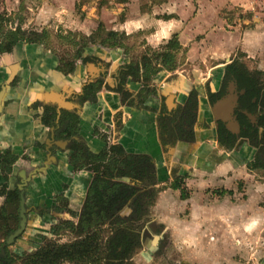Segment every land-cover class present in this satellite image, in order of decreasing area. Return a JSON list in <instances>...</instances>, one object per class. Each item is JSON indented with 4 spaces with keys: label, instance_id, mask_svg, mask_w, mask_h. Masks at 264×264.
<instances>
[{
    "label": "crops",
    "instance_id": "crops-1",
    "mask_svg": "<svg viewBox=\"0 0 264 264\" xmlns=\"http://www.w3.org/2000/svg\"><path fill=\"white\" fill-rule=\"evenodd\" d=\"M80 1L83 20L76 24L82 35L88 37L87 31H95L101 24L106 32L118 33L123 40L120 48L90 45L87 48L86 54L108 63L110 68L102 79L104 86L96 101L85 102L77 112L80 121L74 139L95 155L110 146H120L125 155L148 158L155 169L157 183L153 188L159 192L151 207L154 219L143 229L153 235L149 225L163 226L162 237L168 234L177 251L189 255L185 262L176 264H193L198 261L195 253H202L199 261L203 264H224L218 255L225 250L228 237L244 235L240 227L238 233H228L225 228L227 219L237 223L248 218L253 208L254 197H249L244 204L234 202L238 194L242 195L239 193L241 183L245 185L248 177L256 176L244 165L247 148L227 151L218 146L212 133L193 143H173L160 135L159 120L170 117L178 105H185L195 87L200 89V113L208 111L202 98L203 81L196 79L195 72L179 68L180 62L202 65L207 70L204 75L216 78L237 53V56L242 54L240 61L249 71L264 74V0ZM173 36H176L180 49L175 68L169 69L162 65L157 55ZM135 41H139L141 53L143 48L148 50V53L139 54L146 62L140 72L152 79L150 86L154 91L137 98L140 84L129 79L125 91L130 102L124 104L114 91L117 67L124 49L130 52ZM131 55L129 53L128 57ZM15 63L19 66V84L8 90L10 99L16 101L9 99L2 105L0 152L11 150L18 156V165L29 174H33L42 161L49 164L47 171L26 189L25 205L30 212L28 224L34 228V235L41 233L66 243L68 239H74L72 231L78 224L94 176L87 169L88 164L81 168L86 158L70 152L67 143L53 142L56 140L53 128L44 127L28 107L36 95L44 92L51 93V104L59 101V94L74 95L81 90L82 80L98 77L100 73L104 74V70L85 65L74 74L64 75L55 69L57 58L53 54L22 43L14 53L1 57L0 79L9 75L10 66ZM191 75L195 79L192 80ZM43 145H46L45 149H42ZM46 150L50 151L45 154ZM172 174L174 177L185 176L182 188L188 190L186 199L182 200L180 191L172 188L178 184L172 183ZM249 190L244 194L255 195L259 187ZM44 207L49 211L43 216H36L32 211L37 208L40 212ZM251 214H255V210ZM181 216H188V219ZM204 226L207 229H202ZM53 227L60 230L59 235L50 233ZM205 236L209 239L205 240ZM147 237L145 234V239ZM143 244V251H149L147 241Z\"/></svg>",
    "mask_w": 264,
    "mask_h": 264
},
{
    "label": "flooded vegetation",
    "instance_id": "flooded-vegetation-1",
    "mask_svg": "<svg viewBox=\"0 0 264 264\" xmlns=\"http://www.w3.org/2000/svg\"><path fill=\"white\" fill-rule=\"evenodd\" d=\"M19 29L22 33L25 34V36L22 40L16 41L13 44L10 43L11 38L7 37L6 35L8 32H16L18 30V27L4 33L2 30L0 31V59L4 54L14 53L16 48L22 43L34 45L35 47H39L42 52L51 53L48 46L44 44V38H41V36H33L21 27ZM78 50L73 61L71 60V62H64L62 61V59L56 57L53 53H51L57 58V65L55 69L64 75H71L74 74L78 70V68H83L85 65H89L90 67L94 65L95 67L98 66L99 70H104V74L100 73L98 77H88L85 80H82L80 83V91L74 92V95L71 96H67L66 93L63 95L59 94V101L54 102V104L50 103V92L38 94L36 95V99L32 101L30 107H28V110L35 112V116L40 119V122L44 127L53 128L56 138V140L53 142L62 144L67 143V149L70 150V152L79 154L81 158H86L85 164L81 165V168H84V166H87L88 164L87 169L91 171L94 176L90 183L91 187L92 182L97 175V172L95 170L96 167L103 168L104 166L109 165L111 162H114L116 160L118 163L117 169L123 170V162L127 159V157L130 156L125 155L124 150L120 146H110L109 148L104 149L99 155H95L92 154L88 150V148L74 139L77 136L79 130L80 117L77 112L85 102L96 101L98 93L104 86L102 79L106 75L107 70L110 68V65L108 63L98 58H94L88 53L86 54V49L81 50L79 53ZM128 54V49H124V51L122 52V58L117 67V84L114 88V91L120 95L121 102L124 104L130 102V96L125 91V85L129 79L140 84L137 98L141 97V95L145 97L146 95H148V93L151 94L154 91V89L150 86V82L152 79H147L146 76H144L143 73L140 72L146 63L144 57H142V59L140 55L135 57H128ZM232 61L233 59L225 64V67L219 71V75L216 78L214 76L207 77L206 75H204V77L199 80V82L203 81L202 88L204 90L202 98H204V102L208 111H203L202 114L200 113L198 102V94H200V89L198 87H195L193 94L189 97L185 105H178L175 110L171 111L170 117L165 116L164 118L159 120L160 135L163 139L173 141V143H175L176 141L193 143L199 140L200 137L205 136V134L212 133L218 146L225 149V147H223V145L221 144L219 136L220 131L224 130V142L228 140L229 136L234 138V143L231 150L239 149L240 151L243 148H247L246 151L248 152L245 157L244 165L249 171H252L248 168V165L253 162L257 149L252 147L249 139L243 137L242 134L244 132H247L251 135L256 133L258 138H260L264 133V83L261 86H253L249 90L242 88L233 74L227 71V66ZM18 68L19 66L17 63L11 65L9 75L4 77L3 79H0V116L4 111L2 109V105L8 103L10 99L8 90L15 88L19 84V75H17ZM131 71H135V75L131 74ZM190 78L193 80L195 79V76L191 75ZM212 81H214L213 86L211 85ZM234 97L236 98V102L234 103L230 115L233 121L232 123L238 124V128H235L234 125L230 126L229 122H224L222 120L216 121L212 114V108L214 104L223 99ZM10 101L15 102L16 99L11 98ZM66 119L67 122H65ZM228 125L230 128L227 127ZM45 148L46 145H43L42 149ZM49 151L50 150H46L45 154ZM118 152H122V155ZM133 157L140 158V163H142L144 158L148 159L145 156ZM24 160L28 161L27 159ZM48 165L49 164H44V161H42L41 165L37 166L33 174H29L26 169L22 168V165H18V156L12 154L11 150H8L5 153L0 152V236L2 234L1 216H10L9 214H2V208L7 201L8 193L13 191H16L19 195V207L21 194L24 198V206L26 210L25 216L27 219L24 232L26 231V228L28 226V216L30 214V212H28V208L25 205L26 189L47 171ZM142 169L145 171V173H147L145 174L143 180L129 179L128 181L120 182L125 183L135 189H139L140 192L146 188H153L157 182L154 178L155 169L152 162L149 160L148 164L142 163ZM254 172L256 174L258 172H261L264 175V172L262 170H256ZM148 175H150L149 180L147 178ZM171 176L172 179H174L172 183L178 182V184L182 187L183 177L185 176L181 174L178 177H174L173 174ZM159 178H162V176H160ZM166 181H168V177L166 178ZM32 211L36 216H43V214L45 212H48L49 209L44 207L39 210L40 212H37L38 209L33 208ZM81 214L82 211L80 213V216ZM125 214V216H129L130 211H126ZM122 215L123 214L120 213V216ZM17 216L19 217V208ZM159 227L154 223L149 225V230L153 235L146 232V229H143L142 231L144 233L146 232V234L150 238H152L151 242L154 239L153 236L159 237L158 242L153 245V247L150 246V251L152 253H157L159 251V245H161V241L164 239L161 232L162 227ZM142 232L140 233L141 244L143 240H145V236L144 234H142ZM35 235L38 236V238L40 236H44L41 233ZM6 239L3 241L0 238V264H19L18 261L7 260V258L10 257L9 255L20 254L9 250V247L12 244L5 245ZM17 240L18 239H16L14 243ZM262 261H264V257L258 264H261Z\"/></svg>",
    "mask_w": 264,
    "mask_h": 264
},
{
    "label": "trees",
    "instance_id": "trees-1",
    "mask_svg": "<svg viewBox=\"0 0 264 264\" xmlns=\"http://www.w3.org/2000/svg\"><path fill=\"white\" fill-rule=\"evenodd\" d=\"M3 1L0 0V4ZM120 1L126 2L127 0ZM5 21L4 16L0 14V31L3 30ZM102 32L103 27L99 24L95 34L87 38L92 39V43L95 38L99 39V45L106 48L122 47L123 39L120 34L106 32L105 35H102ZM6 36L11 38L10 43L13 44L22 40L25 34L18 27L16 32H8ZM33 36L39 35L33 34ZM89 42L81 43L78 53L83 49L87 50ZM179 49L176 36H173L162 47V51L158 53L157 57L161 59L164 67L175 68ZM241 57H243L242 54H239L238 58L233 59L227 66V71L233 74L242 88L249 90L253 86H261L264 74L260 71H249L240 61ZM130 73L135 75L136 72L131 71ZM224 134V130L219 133L221 144L225 149L231 150L234 138L229 136L228 140L224 142ZM242 136L248 138L251 146L257 149L254 160L248 165V168L252 171L262 170L264 172V133L260 138L256 133L251 135L244 132ZM118 153L122 155V152ZM144 159L142 163L148 164L149 160ZM139 160L138 157H127L123 162L125 171L117 169L116 160L103 168H95L97 175L90 187L78 225L72 231L73 240L60 243L57 239L40 236V242L34 250L20 255H9L7 260H15L19 264H133L131 259L141 248L142 226L136 225L147 221L149 209L153 206L159 192V189L155 188H146L140 192L139 189L120 182L129 179L143 180L147 173L142 169V163ZM147 178L149 180L150 175ZM172 188L180 191L182 200L187 198V194L179 184L173 185ZM7 196L2 214L10 216H1L2 234L0 238L2 240H5L17 229L19 222L17 216L19 195L13 191L9 192ZM126 211H130L129 216H120V213ZM59 231L57 227H53L50 233L57 236Z\"/></svg>",
    "mask_w": 264,
    "mask_h": 264
},
{
    "label": "rangeland",
    "instance_id": "rangeland-1",
    "mask_svg": "<svg viewBox=\"0 0 264 264\" xmlns=\"http://www.w3.org/2000/svg\"><path fill=\"white\" fill-rule=\"evenodd\" d=\"M79 1L80 0H4L3 4L0 5V14H2L6 20L3 24L2 31L3 33L10 31L20 25L26 32L32 35L38 34L41 38H44V44L48 46L50 52L56 57L62 59L64 62H71L81 43L89 42L90 40L92 43L93 41L87 38V35H82L77 29L76 23L83 20L80 13L81 4ZM86 12L89 13L88 10H86ZM96 30L87 31L89 33L88 37L95 34ZM101 34L105 35L106 31L103 29ZM90 42L88 43L90 46H98L106 49V47L99 45V39L97 38H95L92 44ZM138 44H140L139 41H135V45L130 47L133 49L129 53H132L131 56L133 57L143 54V52L148 53L147 48L141 49V53ZM237 57L236 53L234 59ZM195 64L180 62L178 66L187 71L195 72L196 79L200 80L204 77L207 70L202 65L198 66V64ZM260 177H264L261 172H258L256 176L253 175V177H248V182L245 185L241 183V188H239V193L242 195L238 194V196L235 197L236 199L234 202L237 204L246 203L249 197H254L252 202L253 208H251L250 214L248 213V218H242V220L237 223L227 219L225 228L228 233H238V227H240L244 235L238 236L236 234L228 237L226 246L223 248L225 250L218 255L219 259H221L224 264L225 262L234 264H258L264 257V179H260ZM254 186L259 187L255 195L252 193V195L249 193L248 195L244 194L245 191H251L249 188L253 189ZM242 188L243 191H241ZM184 191L188 193L186 188ZM253 210H255V214H251ZM149 213L147 221L136 225L142 226L141 232L145 224L154 219V216L151 214V208L149 209ZM122 214L123 217L126 215L125 212H122ZM181 217H185L186 219L188 216ZM159 218H161V216H159ZM163 218H165V216H163ZM154 224L157 225V223ZM157 226L163 227L159 224ZM205 228L207 229L205 226L202 229L205 230ZM33 229L31 223H29L26 231L9 247V250L17 252L18 254L34 250L38 246L40 240L38 236L33 234ZM174 229L177 230L176 226H174ZM142 234L145 236L146 232H142ZM169 238L168 234L164 235V239L161 241V245H159V251L157 253H152L150 250L143 251V243L147 241V243L153 247L158 241L155 243L153 241L151 242L152 238L147 237L143 240L141 248L133 255V264H176V262H185L189 255L177 251L176 244L170 241ZM204 238L205 240L209 239L208 236ZM69 240L70 239L67 241ZM174 241L177 242L176 240ZM194 257L197 258L198 261H194L193 264H203L202 261H199L201 260L200 257H202V253H195Z\"/></svg>",
    "mask_w": 264,
    "mask_h": 264
},
{
    "label": "water",
    "instance_id": "water-1",
    "mask_svg": "<svg viewBox=\"0 0 264 264\" xmlns=\"http://www.w3.org/2000/svg\"><path fill=\"white\" fill-rule=\"evenodd\" d=\"M236 102V98H227V99H223L221 101H218L216 104H214L213 108H212V114L214 116V119L217 120H222L224 122H229L230 126H233L235 128H238V124L236 123H232V118H231V112H232V108L234 106V103ZM228 128L229 125L227 126ZM25 206H24V198L23 195L21 194L20 197V207H19V226L17 228V230H15L12 234H10L6 241H5V245H11L14 243V241L16 239H18L25 230L26 227V216H25ZM156 241H158V237L155 236L153 239V242L155 243Z\"/></svg>",
    "mask_w": 264,
    "mask_h": 264
}]
</instances>
